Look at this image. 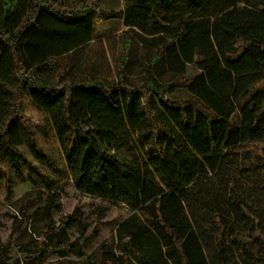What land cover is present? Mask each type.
<instances>
[{"label": "trees", "instance_id": "1", "mask_svg": "<svg viewBox=\"0 0 264 264\" xmlns=\"http://www.w3.org/2000/svg\"><path fill=\"white\" fill-rule=\"evenodd\" d=\"M124 1L117 14L97 6L71 9L65 0H0L3 155L20 173L19 149L28 145L54 169L22 114L21 93L27 91L48 115L76 189L133 213L118 231L120 243L129 245L120 255L104 245L103 264H157V258L162 264H232L231 249L253 264L264 257V217L249 203L238 172L264 169V1L243 7L226 0ZM211 7L222 13L199 14ZM112 18L152 37L142 39L157 54L144 61L141 85L128 83L124 66L117 83L92 68L82 78L74 74L97 23ZM124 50L128 56L132 43ZM162 62L172 75L166 82L157 77ZM188 66L198 73L187 75ZM179 91L186 97H175ZM150 93L161 98V119L170 131L152 111ZM133 135L138 143L130 164L102 150L120 149ZM242 156L257 162H239ZM4 175L0 168V180ZM59 198L55 194L41 212L60 210ZM77 216L78 209L46 227L36 251L16 244L30 223L24 220L8 247L0 241V264L82 257L100 232L96 227L83 243L72 241L68 231L78 227ZM239 220L247 229L237 226ZM133 249L144 257L133 261Z\"/></svg>", "mask_w": 264, "mask_h": 264}, {"label": "rangeland", "instance_id": "2", "mask_svg": "<svg viewBox=\"0 0 264 264\" xmlns=\"http://www.w3.org/2000/svg\"><path fill=\"white\" fill-rule=\"evenodd\" d=\"M227 1L236 4L237 7H243L246 3L260 4L264 0H226V3ZM65 3L71 9L81 10L85 6H97L103 12L117 14L125 8L124 0H65ZM221 13V7H211L199 14L216 17ZM174 14V17H176L178 14L177 8ZM96 27L95 39L75 60L76 70H74V74L76 77L82 78L87 70L92 68L93 73H98L111 83H117L119 69L124 66L129 84H143L144 61H153L156 58L157 51L150 50L148 46H145L142 39L152 37L140 30L131 31L124 26L122 20L115 18L101 20ZM128 42L132 43V50L127 56L124 49ZM197 73L198 70L195 66H188L187 75L194 76ZM171 76L166 71L163 62L157 65V77L160 82H166ZM21 95L22 114L35 133L37 145L49 157L54 169L46 161L38 160L28 145H24L19 149L23 158L20 161L21 171L18 173L16 169H13L11 162L5 159L0 148V168L5 172L4 178L0 180L1 243L8 247L14 237L13 235H15L16 228L24 220H29L28 227L24 228L21 236L17 238L16 244L20 247V250L36 251L38 244L41 243L45 228L59 225L63 217L72 215L78 209L79 216H77V219L79 225L77 228L68 231L70 239L72 241L80 240L83 243L87 237L92 235L96 227H99V238L93 241L90 248L84 250L82 257L70 253L53 255L48 258L47 263L103 264L101 262V251L104 245L108 247L109 251L120 255V247L129 244L125 241L123 244L120 243L119 227L133 213L121 203H109L76 189L72 170L66 162L63 149L48 115L35 105L27 91H23ZM149 95L152 111L156 113L163 127L170 131L168 125L161 119L160 112L163 111L161 98L156 94L150 93ZM174 96L185 98L186 93L185 91H179ZM170 97L169 94L165 95V98ZM124 140L126 144L120 149L103 146L102 150L116 156L121 163L130 164L136 156L133 145L136 147L135 143H138V137L133 135L132 139L126 137ZM139 147L142 149L141 145ZM245 159L252 163L257 162L253 156H242L239 162H243ZM238 175L241 176V186L249 203L255 208V211L264 217V169L253 173L240 169ZM55 194L60 195V198L56 201L60 210L49 213L41 212V209L52 201ZM208 221L207 218L204 222L207 228L209 227ZM237 224L242 229H247L249 225L245 220H239ZM230 253L232 264H247L234 250L231 249ZM142 257H144L143 253L133 249L131 253L133 261ZM20 264H23V262ZM157 264H162L158 258ZM253 264H264V257L254 261Z\"/></svg>", "mask_w": 264, "mask_h": 264}]
</instances>
